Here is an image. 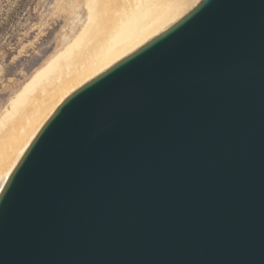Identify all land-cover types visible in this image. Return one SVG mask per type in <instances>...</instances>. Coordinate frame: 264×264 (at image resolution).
Segmentation results:
<instances>
[{"label": "water", "instance_id": "water-1", "mask_svg": "<svg viewBox=\"0 0 264 264\" xmlns=\"http://www.w3.org/2000/svg\"><path fill=\"white\" fill-rule=\"evenodd\" d=\"M0 264H264V0H199L66 96L1 187Z\"/></svg>", "mask_w": 264, "mask_h": 264}, {"label": "bare ground", "instance_id": "bare-ground-1", "mask_svg": "<svg viewBox=\"0 0 264 264\" xmlns=\"http://www.w3.org/2000/svg\"><path fill=\"white\" fill-rule=\"evenodd\" d=\"M113 1L79 0L57 45L0 109V190L66 96L164 31L199 0H117V7ZM96 8L102 13L96 15Z\"/></svg>", "mask_w": 264, "mask_h": 264}, {"label": "rangeland", "instance_id": "rangeland-1", "mask_svg": "<svg viewBox=\"0 0 264 264\" xmlns=\"http://www.w3.org/2000/svg\"><path fill=\"white\" fill-rule=\"evenodd\" d=\"M78 1L0 0V109L57 45L61 28ZM113 3L118 6L117 0Z\"/></svg>", "mask_w": 264, "mask_h": 264}]
</instances>
